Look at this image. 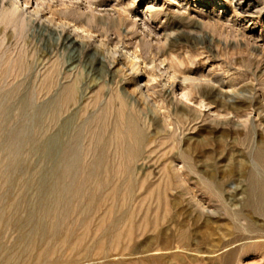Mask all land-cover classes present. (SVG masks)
<instances>
[{
  "label": "bare ground",
  "instance_id": "6f19581e",
  "mask_svg": "<svg viewBox=\"0 0 264 264\" xmlns=\"http://www.w3.org/2000/svg\"><path fill=\"white\" fill-rule=\"evenodd\" d=\"M200 1L208 3L210 0ZM51 2L7 0L4 3V0H0L1 23H6V27L2 28L5 30L10 27L12 30L9 45L3 43L4 31L0 33V48L4 53L15 48L23 52L18 51L20 56L24 54L19 57V69L16 72L9 74L6 69L0 72V230L10 227L16 233L9 244L0 239V264L88 262V259L94 257H111V252L127 251L135 227V216L125 207V203L120 206L117 204L119 194L130 196L139 182L136 180L137 173H143L157 164L154 160L156 153L162 149L171 151L182 140L185 141L186 133L197 130L196 122H200L205 111L209 110L206 100L218 96L214 91L216 82L211 77L207 75L204 79L196 80L186 74L184 69L192 66L194 60L190 54L181 60L174 53H169L173 56H169L165 72L162 73L165 77L163 85L155 81L156 85L142 87L136 81L138 72L140 69L153 72L156 64L151 59H143L139 52L127 47L131 46L135 33L122 31L125 24H120L121 15L118 17L119 24H105L92 15L85 17L71 9L70 12L61 11ZM240 4L233 7L239 11L238 15L253 14L252 4L248 3L245 7ZM32 31H36L45 44L46 53L39 57L38 62L29 59L23 48L24 37ZM148 31L142 32L146 38L152 35ZM107 33L115 35V45L105 36ZM151 43L145 41L144 49L148 45V51L153 50ZM158 43L156 41L155 44ZM142 51V54H147L145 50ZM162 58L160 64L165 62L164 55ZM2 59L5 60L0 56V62ZM121 59L127 61L129 66H122ZM116 66H121L119 69L125 73L128 71L124 77L132 75L133 78L130 77L129 81H125L127 78L119 80ZM33 71H38L39 75L31 84L28 77ZM29 87V93L21 94L22 90ZM34 91L45 93L48 96L47 102L41 106L36 105ZM157 98H161L165 106L163 114L159 112ZM243 102L246 103V100L242 99L239 103ZM15 103L17 107L13 111ZM90 108L94 111L89 112ZM110 109H115V120L111 121L112 129L107 130ZM79 114L84 119L78 121V125L75 122ZM44 117L47 128L42 135L37 128L40 122H44ZM234 117H237L236 113ZM75 124L78 126L74 128ZM226 125L220 122L213 128L223 129ZM84 132L88 133V136L85 135L88 142L85 143L86 147L83 146ZM192 138L188 139L191 142L188 141L186 148L178 147L176 154L183 168L188 171H192L195 164L188 153L199 155L207 148L206 139ZM113 144L117 145L114 148L116 151L108 152ZM222 147L221 141L208 152V158L222 153ZM37 153L42 162L38 165V160V167L35 165L37 161L34 159V164L31 159ZM87 155L89 158L85 162ZM164 155L167 156V153ZM255 155L259 164H264V149L258 148ZM168 156V160L163 158L165 161L161 163L167 172L173 168L174 163V160L169 159L170 154ZM34 167L38 169L37 180L33 179V173L29 174ZM120 172L123 174L121 181V177L117 176ZM161 180L164 179L161 177ZM34 186L35 198L31 195ZM153 193L154 196L156 193ZM107 201L110 202L109 206L99 213L100 205ZM247 207L260 216L264 223V183L253 173L250 175ZM96 216L98 218L94 224L92 221ZM262 228L251 230L249 239L264 240V225ZM180 233L177 243L182 244L187 235L183 230ZM90 236L95 254L91 253L92 248L86 244ZM122 239L127 243L123 244ZM258 245L264 247V241ZM63 250H67L69 255H61ZM229 258L225 259L229 261ZM261 260L264 264V253Z\"/></svg>",
  "mask_w": 264,
  "mask_h": 264
},
{
  "label": "rangeland",
  "instance_id": "374dc122",
  "mask_svg": "<svg viewBox=\"0 0 264 264\" xmlns=\"http://www.w3.org/2000/svg\"><path fill=\"white\" fill-rule=\"evenodd\" d=\"M52 2L61 11L68 10L67 12H70L71 9L85 17L92 15L105 24L112 22L119 24L118 17L121 15L120 24L127 26H122V31L135 33V39L131 41V46L127 47L139 52L143 59H151L154 61V65L156 64L154 73L152 71H148V73L144 69H140L139 74L137 73L136 81L141 83L142 85H139L142 87L156 85L155 81L157 84L163 85L165 77L162 76V73L165 72L167 60L173 56L170 54L174 53L181 60L190 54L195 61L193 60L192 66L189 65L184 69L186 74L196 80L204 79L208 75L216 82L214 91L218 94L217 97L206 100L209 104L208 109L211 111H205L204 117L201 118L204 122L201 119L200 122H196L197 130L186 133L185 141L182 140L179 146L172 149L173 151L167 149L164 152L162 149L161 152H158L159 154L156 153L154 160L156 159L157 164L143 173H137L136 180L138 179L139 182L130 194V196H134L126 197L127 195L124 193L119 194L117 204L120 206L125 203V207L135 216H133L135 227H133L132 239L130 238L132 241L128 242V250L119 252L123 255L111 252V257L106 259L94 257L93 260L88 259L90 260L88 262L69 263L66 261L65 264H155L156 261L157 264H220V261L221 264L224 262L225 264H263L261 258L264 247H260L258 244H262L264 240L249 239V232L262 230L264 223L260 216L250 211L247 201L250 175L253 173L257 179L264 183V164H259L255 157L258 148L264 149V0H210L208 3H203L200 0H52ZM4 3H7V0H4ZM248 3L254 6L251 15H238L239 11L233 8L237 4L245 7ZM1 20L0 33L3 34L4 31L5 35H2L3 43L9 45L8 43L12 41V30L9 29L10 27L3 30L2 27L6 23L3 21L1 23ZM146 29L152 33L149 38L142 35V32L148 31ZM38 35L36 31L29 32L23 40V48L28 58H32L34 62H38L41 56L46 53L44 41ZM105 36L112 42L116 41V37L112 33H107ZM155 40L159 43L155 44ZM177 40H180L179 43ZM145 41L148 43L152 41L151 45L154 49L148 51V45L144 49ZM142 50H145L146 56L144 53L142 54ZM9 51L4 53L0 48V56L5 58L0 62V72L1 69H6L10 71H8L9 74H12L19 69V57H23L24 54L20 56L23 52L19 51L21 53H18L15 48H11ZM152 52L156 54L154 55ZM4 54L9 55L5 56ZM162 54L165 62L160 64L163 59ZM121 64L125 67L129 66L127 61H122V59ZM10 67L12 68L10 69ZM120 67H115L119 73V80L127 78L125 81H129L133 78L132 75L124 77L128 71L125 73L119 69ZM38 75V71L29 74V83L32 84ZM28 89L22 90L21 94L29 93L31 87ZM33 95L38 106L48 100V96L43 92L34 91ZM160 99L157 98L156 102L160 109L159 112L163 114L165 106ZM242 99H245L246 103H239L242 102ZM16 107L15 103L13 111H16ZM114 110L110 109L108 112L111 114L107 116L109 119L107 130L112 129L111 121L115 117ZM93 111V109H89V112ZM235 113L237 117H234ZM79 115L75 122L78 125L84 119L83 115ZM79 118L81 119L79 120ZM42 120L44 122H40L37 131L43 135L47 123L45 117ZM220 122L226 123V127L223 129L213 128ZM78 125L75 124L74 128ZM41 131L42 133H40ZM86 134L88 133L84 132L83 134L84 147H86L85 143L88 144L85 140L87 139ZM42 135L39 136L43 137ZM193 135L195 136L193 137ZM189 138L207 140V153L206 150L203 151L206 154L188 153L195 163L192 171L184 169L176 155L178 147L186 148L185 146L191 142L188 140ZM221 141L223 142L222 153L214 155L215 158L212 155L209 159L210 151ZM115 145L109 146L108 152L114 153ZM166 153L167 156L170 154L169 159L174 160L173 168L168 172L164 168V164L161 166V163L165 161L162 160L163 158L168 160L169 156L164 155ZM87 158H89L88 155L85 156V162L88 161ZM31 159L34 164L37 161L35 165L38 164V160V165L42 163L38 153ZM158 167L161 171L156 173ZM37 170L34 167V170L29 171V174L33 173L34 180H37L38 177ZM117 176L121 177L120 181L123 179L121 172ZM161 177L164 179L163 181ZM142 180L145 182H141ZM150 185L151 187L148 188ZM35 188L36 186L31 193L34 198ZM152 193L156 194L153 196ZM131 198L132 200H130ZM109 203L107 201L101 204L99 213L103 212ZM136 217H141V219L138 220ZM97 218L98 216L95 220L93 219L94 224ZM182 230L187 235V243H185L186 241L182 243L183 246L181 243H177V238ZM0 232V239L5 244H9L15 238L16 233L10 227L1 228ZM91 237H88L89 242L86 240L87 243H85L92 248ZM124 240L122 239V243L126 244L127 241ZM253 241L255 244L252 243ZM256 244L258 247L255 246ZM185 245L187 246L185 247ZM63 251H61V255L65 257L69 255L67 250ZM95 251L93 248L91 249L92 254H95ZM227 255L230 258L224 257ZM225 258H229V261Z\"/></svg>",
  "mask_w": 264,
  "mask_h": 264
}]
</instances>
